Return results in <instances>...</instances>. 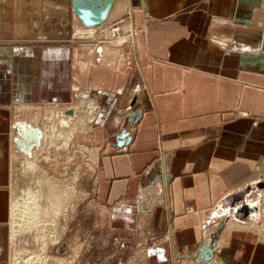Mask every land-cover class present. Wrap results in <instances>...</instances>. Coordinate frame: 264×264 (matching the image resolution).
<instances>
[{"label": "crops", "instance_id": "0c3cea01", "mask_svg": "<svg viewBox=\"0 0 264 264\" xmlns=\"http://www.w3.org/2000/svg\"><path fill=\"white\" fill-rule=\"evenodd\" d=\"M126 15L134 43L98 51L66 41L71 0H0V264L15 137L47 108L85 122L130 264H264V0H116L105 26Z\"/></svg>", "mask_w": 264, "mask_h": 264}, {"label": "rangeland", "instance_id": "374dc122", "mask_svg": "<svg viewBox=\"0 0 264 264\" xmlns=\"http://www.w3.org/2000/svg\"><path fill=\"white\" fill-rule=\"evenodd\" d=\"M105 25L96 28L103 26L100 30L106 32L111 26L128 27L135 39L137 30L129 15L116 18L108 27ZM76 31L73 30L66 39L68 43L76 39H94L89 43L98 51L106 49V44L110 45L107 33L106 36L104 32H97L94 36L82 37ZM134 39L129 38V43L124 45H132ZM66 111L67 114H82L75 108ZM39 112L38 119L29 121L41 128L39 148H32L34 152L31 149L28 154L18 147L14 149L8 264H112L124 254L127 261L122 263L130 264L137 251L124 247L125 237L114 226L110 210L97 200L94 191L99 154L93 153L92 146L78 141L80 138L75 136L82 132L85 122H72L66 116L57 122L55 110L47 108ZM68 135L72 137L65 142L63 137ZM29 160L36 165L35 170L25 167L24 162ZM29 192L36 193L32 202L34 208L29 213L25 210L26 215L18 225L14 220L13 206L23 201L28 204ZM28 214L31 221L26 217ZM257 219L255 221H262L264 226V217Z\"/></svg>", "mask_w": 264, "mask_h": 264}, {"label": "water", "instance_id": "95a60500", "mask_svg": "<svg viewBox=\"0 0 264 264\" xmlns=\"http://www.w3.org/2000/svg\"><path fill=\"white\" fill-rule=\"evenodd\" d=\"M115 0H71L74 13L82 24L85 26H98L104 23L110 14ZM18 136L15 137L16 146L24 153H30V149L39 145L41 132L38 127L21 125ZM130 141L126 132L118 136V145H123ZM195 255L203 261L209 260L213 253L211 249L207 252L200 247Z\"/></svg>", "mask_w": 264, "mask_h": 264}, {"label": "bare ground", "instance_id": "6f19581e", "mask_svg": "<svg viewBox=\"0 0 264 264\" xmlns=\"http://www.w3.org/2000/svg\"><path fill=\"white\" fill-rule=\"evenodd\" d=\"M116 2V0L114 1V3ZM114 3H113V5H114ZM112 8H113V6H112ZM112 8H111V10H112ZM110 13H111V11H110ZM76 15V14H75ZM110 15V14H109ZM77 17V16H76ZM109 17V16H108ZM79 20V19H78ZM107 21V20H106ZM105 21V22H106ZM79 22H80V20H79ZM104 22V23H105ZM81 23V22H80ZM104 23H102L101 25H103ZM82 24V23H81ZM101 25H98V26H85L84 24H82V27L84 26L85 27V29H82V27L81 28H78L77 29V33H79V32H82L80 35L82 36V37H88V36H94V33H97V32H101V33H103L104 31L103 30H100L101 28H96V27H99V26H101ZM112 27V28H111ZM110 27V29H106V32H104V35L106 36V34L105 33H107V36H109V38H108V40L110 41L109 43H110V45H108V44H106L105 46H106V48L108 49L109 47H111V46H115V47H118V46H120V45H124V44H127V43H129V38H133L134 39V36H133V32L131 33V31L128 29V27L127 28H122V27H119L118 25H116V26H111ZM114 28V29H113ZM137 33V32H136ZM136 33H135V35H136ZM91 38V37H90ZM85 121V120H84ZM83 122V121H82ZM73 126V125H72ZM74 127V126H73ZM72 137V135H68V136H65V137H63L64 138V141L65 142H68L69 140H70V138ZM41 140V139H40ZM41 142V141H40ZM40 144L41 143H39V145H35V146H33L32 148H34V147H38V146H40ZM64 147H66V143H64ZM31 148V149H32ZM39 148V147H38ZM38 148H36L35 150L37 151V150H39ZM30 149V150H31ZM21 150V149H20ZM34 149H32V151H33ZM22 151V150H21ZM34 152V151H33ZM24 154H27V153H24ZM34 154V153H33ZM29 156V155H28ZM28 159H29V157H28ZM31 160V159H30ZM27 161V162H24V165H25V167H27L29 170H35V164L33 163V162H31V161ZM21 168V167H20ZM55 189V188H54ZM28 204L26 203V202H20V203H18V202H16L15 204H14V209H13V215L15 216V218H14V220L16 221V223L18 224V223H21V221H22V219L24 218V215H26L25 213H26V211H28V213L31 211V209H32V207H33V205H34V203H32V202H34L35 200H34V197H35V195H36V193H28ZM34 200V201H33ZM34 208V207H33ZM36 209V208H35ZM34 209V210H35ZM26 210V211H25ZM30 210V211H29ZM40 211V210H39ZM255 212H256V210H255ZM32 213V212H31ZM58 213V212H57ZM36 215V214H35ZM34 215V216H35ZM27 218H29V220H30V215L28 214L27 216H26ZM40 217H41V215H40ZM33 217H31V219H32ZM25 220H26V218H25ZM24 220V221H25ZM33 220H35L34 218H33ZM32 220V221H33ZM27 221V220H26ZM31 221V220H30ZM29 221V222H30ZM24 223V222H23ZM16 224V225H17ZM19 225V224H18ZM253 227H255V226H253ZM256 228V227H255ZM206 249H211V248H206ZM212 257H213V255H212ZM211 257V258H212ZM209 259V260H206V261H204V263L203 264H215L214 262H212L213 260L212 259Z\"/></svg>", "mask_w": 264, "mask_h": 264}, {"label": "built area", "instance_id": "2783aa9c", "mask_svg": "<svg viewBox=\"0 0 264 264\" xmlns=\"http://www.w3.org/2000/svg\"><path fill=\"white\" fill-rule=\"evenodd\" d=\"M114 24H116V23H114ZM201 247H203V246H201Z\"/></svg>", "mask_w": 264, "mask_h": 264}]
</instances>
